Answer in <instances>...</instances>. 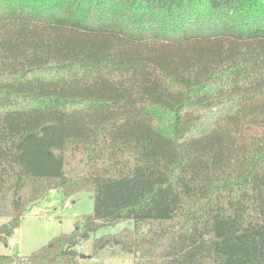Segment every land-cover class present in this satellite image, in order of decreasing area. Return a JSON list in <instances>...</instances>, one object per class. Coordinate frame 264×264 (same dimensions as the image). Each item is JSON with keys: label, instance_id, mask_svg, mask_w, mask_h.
<instances>
[{"label": "trees", "instance_id": "obj_1", "mask_svg": "<svg viewBox=\"0 0 264 264\" xmlns=\"http://www.w3.org/2000/svg\"><path fill=\"white\" fill-rule=\"evenodd\" d=\"M70 234L0 264H264V0H0V242L50 190ZM147 227L138 234L139 227Z\"/></svg>", "mask_w": 264, "mask_h": 264}, {"label": "rangeland", "instance_id": "obj_2", "mask_svg": "<svg viewBox=\"0 0 264 264\" xmlns=\"http://www.w3.org/2000/svg\"><path fill=\"white\" fill-rule=\"evenodd\" d=\"M93 211L92 195L89 192H79L66 198L60 190H50L40 202L31 205L22 216L20 226L9 237L8 243L13 248L0 242V254H18L28 256L32 252L46 246L55 237L70 234L75 229L79 218ZM0 219V225L6 222ZM131 221H121L112 226H105L91 234L89 239L76 246L80 264H133L137 260L134 254H128L119 246L108 245L98 253H93L96 239L106 235L118 234L124 229H133ZM138 234L145 233L146 226L139 227Z\"/></svg>", "mask_w": 264, "mask_h": 264}, {"label": "built area", "instance_id": "obj_3", "mask_svg": "<svg viewBox=\"0 0 264 264\" xmlns=\"http://www.w3.org/2000/svg\"><path fill=\"white\" fill-rule=\"evenodd\" d=\"M9 247H10V248H13V243H12V242L9 243Z\"/></svg>", "mask_w": 264, "mask_h": 264}]
</instances>
